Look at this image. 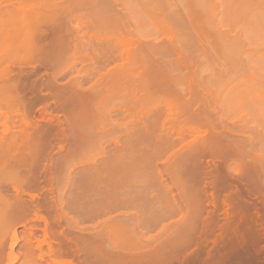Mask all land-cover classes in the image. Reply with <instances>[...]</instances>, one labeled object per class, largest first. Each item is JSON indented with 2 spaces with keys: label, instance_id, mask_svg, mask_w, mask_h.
<instances>
[{
  "label": "rangeland",
  "instance_id": "obj_1",
  "mask_svg": "<svg viewBox=\"0 0 264 264\" xmlns=\"http://www.w3.org/2000/svg\"><path fill=\"white\" fill-rule=\"evenodd\" d=\"M0 264H264V0H0Z\"/></svg>",
  "mask_w": 264,
  "mask_h": 264
},
{
  "label": "bare ground",
  "instance_id": "obj_2",
  "mask_svg": "<svg viewBox=\"0 0 264 264\" xmlns=\"http://www.w3.org/2000/svg\"><path fill=\"white\" fill-rule=\"evenodd\" d=\"M122 158H124V157H122ZM126 159V158H125ZM119 160V159H118ZM122 160V159H121ZM120 161V160H119ZM124 162H126V161H124ZM119 164H120V162H118ZM130 163V162H129ZM129 164L127 163V166H128ZM122 166V165H121ZM130 167V166H129Z\"/></svg>",
  "mask_w": 264,
  "mask_h": 264
}]
</instances>
